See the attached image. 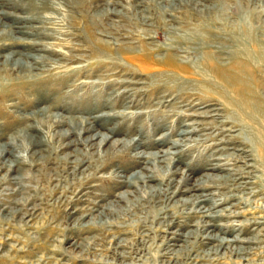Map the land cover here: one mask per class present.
<instances>
[{
	"label": "rangeland",
	"instance_id": "374dc122",
	"mask_svg": "<svg viewBox=\"0 0 264 264\" xmlns=\"http://www.w3.org/2000/svg\"><path fill=\"white\" fill-rule=\"evenodd\" d=\"M185 7L0 0V264H264V69L196 65Z\"/></svg>",
	"mask_w": 264,
	"mask_h": 264
},
{
	"label": "bare ground",
	"instance_id": "6f19581e",
	"mask_svg": "<svg viewBox=\"0 0 264 264\" xmlns=\"http://www.w3.org/2000/svg\"><path fill=\"white\" fill-rule=\"evenodd\" d=\"M181 1L188 10L186 12L188 15L183 16L185 21L189 23L193 22L194 25L188 31L189 35L187 37L173 40L175 46L177 42H181L184 48L187 43L190 44L186 48L190 53L195 54L194 61L196 65L201 66V68L203 67V69H208L212 73L215 71L223 73H225L224 71L232 72L234 74L230 78L232 86L236 89L237 95L240 94L243 99L241 93L243 88L241 85L246 76L248 77L251 72L264 69V0H212L208 5L198 0ZM172 9L171 7L169 11ZM164 13L165 11H163ZM168 16L172 19L176 18L172 14H168ZM217 24L223 27L216 28ZM227 27H229V30L226 33H224L225 31L221 33L216 31L218 29L223 31ZM151 52L143 51L141 53L151 59V57L154 58ZM164 52L167 55L166 57L164 56L165 60L162 62L164 65L172 68L179 65L174 61V56L170 54L169 50H164ZM222 65L225 69L222 68ZM178 67L177 69L181 71L187 69L185 66ZM226 82L228 83L227 79ZM57 121L59 120L57 119ZM83 123L84 121L82 125H84ZM193 130H181L180 134L192 132ZM108 137L105 135L103 141H106ZM136 155L140 157L147 156ZM140 177L142 181H146L147 178L150 179L153 176L141 174ZM191 190L193 189L188 188V191ZM197 202L198 199L194 198L192 204L196 205ZM198 211L201 212V210ZM212 236L207 237L211 238ZM219 240L222 239L219 238Z\"/></svg>",
	"mask_w": 264,
	"mask_h": 264
}]
</instances>
